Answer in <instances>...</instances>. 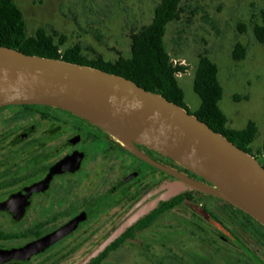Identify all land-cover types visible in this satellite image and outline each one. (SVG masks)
Wrapping results in <instances>:
<instances>
[{"label":"flooded vegetation","instance_id":"af4514ba","mask_svg":"<svg viewBox=\"0 0 264 264\" xmlns=\"http://www.w3.org/2000/svg\"><path fill=\"white\" fill-rule=\"evenodd\" d=\"M138 148L144 158L50 107L0 109V254L60 236L22 261L0 264H78L136 202L174 180L158 165L192 175ZM121 251L122 261L110 262ZM127 254L157 264H264V226L225 200L187 191L161 203L90 264H127Z\"/></svg>","mask_w":264,"mask_h":264},{"label":"water","instance_id":"95a60500","mask_svg":"<svg viewBox=\"0 0 264 264\" xmlns=\"http://www.w3.org/2000/svg\"><path fill=\"white\" fill-rule=\"evenodd\" d=\"M19 106H44L70 114L139 157L145 154L138 146L144 147L192 174L158 165L174 180L160 183L136 202L78 264L96 260L161 203L187 191L225 200L264 226L260 161L159 93L92 66L0 46V109ZM59 238L54 234L19 252L0 254V259L22 261Z\"/></svg>","mask_w":264,"mask_h":264},{"label":"rangeland","instance_id":"374dc122","mask_svg":"<svg viewBox=\"0 0 264 264\" xmlns=\"http://www.w3.org/2000/svg\"><path fill=\"white\" fill-rule=\"evenodd\" d=\"M14 1L24 14L28 36H35L39 28H45L62 55L79 46L81 56L89 62L99 57L107 62L131 58L132 34L152 23L161 2ZM263 14L264 0H186L181 4L180 19L168 25L165 36L173 63L186 68L177 79L187 110L196 114L201 107L194 81L200 58L207 56L218 67L224 91L219 106L228 119V128L243 130L249 122L257 126L258 133L250 149L258 160L264 157L260 153L264 146V44L256 39L254 26L264 24ZM238 43L247 49L241 61L233 58ZM182 213L179 210L176 215ZM166 221V218L161 220L160 229ZM150 236L151 233L144 236L143 242H150ZM123 257L122 251L112 254L110 262L118 263ZM125 257L130 258L127 264H157L138 254Z\"/></svg>","mask_w":264,"mask_h":264},{"label":"trees","instance_id":"16d2710c","mask_svg":"<svg viewBox=\"0 0 264 264\" xmlns=\"http://www.w3.org/2000/svg\"><path fill=\"white\" fill-rule=\"evenodd\" d=\"M184 1L186 0H161L155 9L152 23L132 34L131 58L121 57L116 62H107L99 57L98 60L89 62L81 56L79 46L62 55L53 36L49 35L45 28H39L35 36H28L24 14L15 1L0 0V46L29 55L88 65L125 77L187 109L184 92L177 79V75L185 72L186 68L173 63L165 46L167 27L180 19L181 4ZM254 34L258 42L264 44V24L255 25ZM246 54V47L238 43L234 48L233 58L241 61L245 59ZM194 91L201 99V107L194 115L239 148L252 154L250 146L257 136V126L254 122H249L243 130L228 128V119L219 106L224 91L218 78V67L207 56L200 58ZM260 153L264 156V146ZM259 161L264 167V157Z\"/></svg>","mask_w":264,"mask_h":264}]
</instances>
